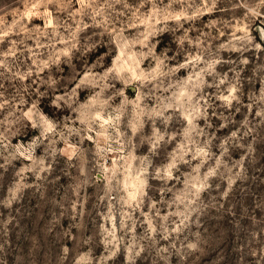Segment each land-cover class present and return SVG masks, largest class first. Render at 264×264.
Returning <instances> with one entry per match:
<instances>
[{
  "label": "clouds",
  "instance_id": "clouds-1",
  "mask_svg": "<svg viewBox=\"0 0 264 264\" xmlns=\"http://www.w3.org/2000/svg\"><path fill=\"white\" fill-rule=\"evenodd\" d=\"M261 161L264 0H0V264H264Z\"/></svg>",
  "mask_w": 264,
  "mask_h": 264
},
{
  "label": "rangeland",
  "instance_id": "rangeland-1",
  "mask_svg": "<svg viewBox=\"0 0 264 264\" xmlns=\"http://www.w3.org/2000/svg\"><path fill=\"white\" fill-rule=\"evenodd\" d=\"M8 19L10 20L11 17H8ZM36 23H40V21H36ZM129 31L131 32V31H135V30H134V29H130ZM253 35H256V33L254 32ZM122 55H123V53H121V56H122ZM8 83H9V82H5V87H6V88L8 87ZM13 143H15V140L13 141ZM261 162L264 163V161H261Z\"/></svg>",
  "mask_w": 264,
  "mask_h": 264
}]
</instances>
